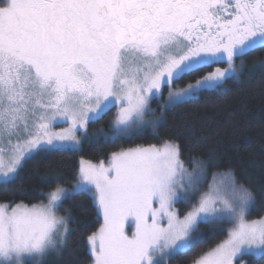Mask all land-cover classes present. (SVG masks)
Masks as SVG:
<instances>
[{
  "label": "snow or ice",
  "instance_id": "1",
  "mask_svg": "<svg viewBox=\"0 0 264 264\" xmlns=\"http://www.w3.org/2000/svg\"><path fill=\"white\" fill-rule=\"evenodd\" d=\"M262 48L264 0H0V187L7 191L28 160L79 150L78 133L94 140L88 125L112 107L118 112L111 135L101 130L105 141L139 135L141 125L156 135L162 118L146 116L163 87L168 108L224 90L243 74L244 61L235 58ZM220 63L227 67L173 88ZM56 122L68 127L56 131ZM180 154L179 144L165 139L113 152L107 167L81 160L71 189L57 184L39 193L46 204H0V264H43L57 254L70 234L57 209L78 195L92 197L103 216L87 238L92 264H167L200 243L201 224L225 222L232 225L227 238L191 264L264 258V217L247 219L255 193L233 171L221 174L227 195L210 185L181 216L175 204L191 203L199 175L188 172ZM126 224L134 225L131 233Z\"/></svg>",
  "mask_w": 264,
  "mask_h": 264
},
{
  "label": "trees",
  "instance_id": "2",
  "mask_svg": "<svg viewBox=\"0 0 264 264\" xmlns=\"http://www.w3.org/2000/svg\"><path fill=\"white\" fill-rule=\"evenodd\" d=\"M244 61V71L239 80H228L224 90H205L190 103L173 108L164 107L163 122L157 128L146 129L139 135L120 136L105 141L101 130L111 129L114 107L104 117L89 124L97 136L83 142L79 150L52 152L24 163L19 179L5 191L0 187V203L34 204L44 202L48 192L59 186H69L76 179L81 160L101 162L111 153L137 146L159 145L169 139L180 146V158L188 168L202 166L207 180L214 174L229 170L234 172L238 183L249 187L255 193V203L247 219L260 218L264 214V48L246 56L236 57L235 63ZM223 65V64H222ZM213 68L205 67L180 80L182 83L195 82ZM153 101V100H152ZM155 105V101L152 102ZM210 153L214 158L208 164H194L192 158L206 161ZM59 175L61 179L46 183L42 176ZM191 203L181 201V213L191 208ZM57 214L68 219L70 234L61 253L45 259L43 264H91L92 256L88 236L101 225L95 200L89 195H78L65 199ZM204 233L200 243L190 252L179 255L168 264H191L194 257L209 250L220 242L228 231V224H201ZM245 264H264V258L243 255Z\"/></svg>",
  "mask_w": 264,
  "mask_h": 264
},
{
  "label": "rangeland",
  "instance_id": "3",
  "mask_svg": "<svg viewBox=\"0 0 264 264\" xmlns=\"http://www.w3.org/2000/svg\"><path fill=\"white\" fill-rule=\"evenodd\" d=\"M227 67V66H226ZM168 91V90H167ZM168 94H169V92L167 93V96H166V103H167V98H168ZM152 99H150V101H149V104H150V107H151V109H153L154 111L152 112V113H150L149 115H147L146 116V120H149V121H151V120H158V119H160V118H162V120H163V117H164V114H163V110H164V107H162V106H160V105H158V106H156V105H153L152 104ZM166 103H162V105H166ZM118 112V107H114V116H113V120L115 119V117H116V113ZM66 127H68V124L67 123H63V122H56L55 124H54V129L56 130V131H59L60 129H62V128H66ZM141 127H142V129H143V131L144 130H146V129H151V127L150 126H148V125H141ZM111 129H112V124H111ZM111 129L110 130H108L107 132L106 131H104V133H106V134H108V135H111ZM87 135H88V137L89 138H95L96 136H97V132L94 130V129H92V130H90L89 129V125H88V128H87ZM101 136H102V134H100ZM78 136H79V138L81 139V145H80V148L82 147V144H83V142L84 141H86V140H90V139H85L84 138V136L83 135H81V134H79L78 133ZM79 148V149H80ZM126 149V148H125ZM181 159V158H180ZM84 161H86V162H91V161H88V160H84ZM182 161V160H181ZM101 162H103L104 163V165H105V167H107L108 166V164H109V158L107 159V160H105V161H101ZM101 162H91V163H93V164H99V163H101ZM183 162V161H182ZM184 163V166H185V168L188 170V172H197V174L199 175V182H198V185H197V187H198V191H194V192H192L191 193V197H190V199L191 200H193V199H197L198 200V198H199V196L201 195V194H203V193H208L209 191H210V188H209V186L210 185H212V186H214V187H221L222 188V186H221V182L223 181V180H225V177L224 176H222L221 174H215L214 176H213V178H211L210 180H207V173H206V171H205V168L204 167H202V166H193L192 168H188L187 167V165H186V163L185 162H183ZM79 167H80V165H79ZM201 168H203L204 169V172H203V174H200L199 173V170L201 169ZM79 170V169H78ZM78 172V171H77ZM76 180V179H75ZM75 180L73 181V182H71V184L69 185V186H65L64 188H67V189H71V187H72V185H73V183L75 182ZM222 194H225V195H227L226 193H223V188H222ZM41 203V202H40ZM43 203H47V197H46V199H45V201L43 202ZM181 203V201H179V202H177L176 204H175V208L177 209V210H179V212H180V210H182L183 209V206L180 204ZM0 204H9V203H0ZM17 204V203H16ZM24 204V203H23ZM34 204H39V203H34ZM95 204H96V202H95ZM10 205H12V206H15V204H10ZM26 205H28L29 207L30 206H32L33 204H26ZM96 206H97V204H96ZM154 206H158V205H154ZM97 209H98V206H97ZM10 210V209H9ZM190 210V209H189ZM188 211V210H187ZM98 213H99V215H100V217H101V224L103 223V216H102V214L99 212V210H98ZM185 212H183V213H181L180 212V214H181V216L184 214ZM58 215V214H57ZM60 216V215H59ZM262 217H264V214H263V216ZM261 218V217H260ZM256 219H259V218H254V219H248L249 221H251V220H256ZM227 224H228V228H230L232 225H231V223H228V222H226ZM222 225V224H221ZM126 230L129 232V233H131V231L134 229V225L132 226V227H129L127 224H126ZM227 238V235L220 241V242H218L217 244H219V243H221L223 240H225ZM88 244H89V242H88ZM216 244V245H217ZM215 245V246H216ZM215 246H213L212 248H214ZM64 248V247H63ZM63 248L62 249H60L59 250V252L57 253L58 255L61 253V251L63 250ZM89 249H90V245H89ZM211 249V248H210ZM57 254H53V255H50V256H48V257H51V256H54V255H57ZM47 257V258H48ZM46 258V259H47ZM245 261H246V259L243 257V255L242 256H238V257H236L235 259H234V261H233V264H245ZM92 264V263H91ZM167 264H168V262H167Z\"/></svg>",
  "mask_w": 264,
  "mask_h": 264
},
{
  "label": "flooded vegetation",
  "instance_id": "4",
  "mask_svg": "<svg viewBox=\"0 0 264 264\" xmlns=\"http://www.w3.org/2000/svg\"><path fill=\"white\" fill-rule=\"evenodd\" d=\"M223 64V65H222ZM227 66L226 63H220V64H213L212 65V68H213V71L215 70V68L217 67H220V68H225ZM191 83H194V82H191ZM187 84L189 83H182L180 81L176 82V84L173 85V88H177V87H185ZM168 90V91H167ZM169 92V88L167 86L163 87L162 89V95L160 96V98H152L153 101H155V105L158 106H162V103H166V96H167V93Z\"/></svg>",
  "mask_w": 264,
  "mask_h": 264
}]
</instances>
